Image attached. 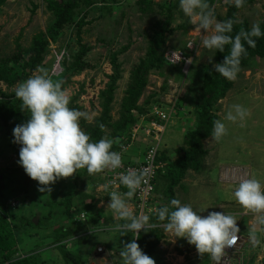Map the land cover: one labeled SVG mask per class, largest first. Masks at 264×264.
I'll return each mask as SVG.
<instances>
[{"label": "rangeland", "instance_id": "1", "mask_svg": "<svg viewBox=\"0 0 264 264\" xmlns=\"http://www.w3.org/2000/svg\"><path fill=\"white\" fill-rule=\"evenodd\" d=\"M93 1L95 2L93 6L77 16L79 20L86 12L84 20L86 25L83 26L80 37L81 43L89 48L84 60L90 67L73 76L59 94L60 99L65 101L76 94L79 95L76 101V104L82 107L78 112L79 118L86 117L87 123H91L100 114L99 93L109 83V76L112 74L110 65L112 56L117 58L120 66V79L116 83L111 111L113 119H117L120 102L131 73L134 67L145 59L148 37L158 30L159 24L166 22L168 10L171 11L168 29L173 31L167 38L168 48L184 49L187 37L193 35L197 37L199 47L192 57L189 73L184 76L178 70H174L175 68L165 65L161 69H151L147 73V85L139 100V103H143L151 98L150 107L172 110L170 123L162 136L160 151L174 158V149L182 145L185 133L194 127L195 101L201 86L202 66L211 61L217 42L216 33L220 23L216 16L225 14L226 2L239 3L247 0H214L210 8V12L213 9L214 15L211 17L209 13L204 21L198 15L196 18L194 14L200 12V8L206 5V0H195L193 6L191 3L182 5L181 9L184 12L182 15L174 7L169 6L166 11L160 9V6L174 5L175 0H150L151 10L146 13L140 10L141 0H107L104 3L102 0ZM263 4L264 0H253L237 12V21H247L249 27L255 30L264 20ZM194 8L196 13L193 12ZM188 15H194L190 21L197 29H192L183 35L179 25L185 23V17ZM51 23L52 18L43 0H5L0 7V57L10 56L15 52L17 39L21 47L28 48L32 37L40 31L44 32ZM74 38L75 28L65 26L55 42L49 41V51L43 65L17 87L20 93L25 94L24 91H27L26 95L31 99L33 97L32 103L35 107L40 104L36 100L39 99L43 104L41 107L43 111H46L47 106L50 105L46 92L59 91L58 76L61 73L48 77V71H51L56 60L61 59L62 54L64 63L71 62L72 56L78 51ZM230 79L233 81V88L217 105L219 120L213 134L203 141L207 154L202 160L201 168L199 171H187L182 185L188 189L184 190L182 187L176 189L175 194L182 204V211L191 218L186 226L181 225L171 230L163 229L162 241L169 248L173 247V250L170 251L171 255L165 252L161 258L169 264L200 263L199 254L217 245L233 227L238 228L239 232L242 228L255 230L246 226V217H240L242 212L253 215L262 210L263 228L261 232L253 234L254 246L251 245L253 240L250 238L252 236L249 230L242 231L241 233L248 238L246 246L244 245L242 252L236 257L240 261L239 264H257V256H264V59L256 58L249 68L230 75ZM44 89H46L45 93ZM54 137L56 144L52 148H59L61 155L75 157L76 152L81 148V145L71 139L62 143L64 136L61 132H56ZM146 144L141 139H135L126 153L125 160L135 161L133 157L142 153ZM134 145H138L139 149ZM26 159L19 154L0 122V172L1 169L6 170L3 177L0 176V181H3V187L7 188L5 195L11 197L10 200L17 199L18 195L24 192L20 190L19 193V189H24L29 195L25 203L30 202L35 206L33 200L35 197L47 201L56 196L54 192L56 189L65 192L74 184V179L70 178L71 167L60 170L58 167L46 166L42 173L52 174H42L41 178L36 179L28 174V170L33 167L31 163H26ZM55 164V166L61 165L57 161ZM80 171L81 177L76 181L79 193L72 201V205L77 206V211L82 209L86 211L81 202L89 200L87 194L93 193L90 182L98 179L91 178L87 171ZM94 174L97 176L96 173ZM260 174H263V178ZM79 181H85L84 190L79 187ZM18 186L23 188L17 190ZM100 193L102 195L96 199L95 206H99L98 209L102 212L109 208L114 210L112 200ZM157 199L159 200V197L155 191L154 200ZM114 200L118 198L114 197ZM160 200L163 202V197ZM244 200H247V204L242 203ZM122 201V206L125 207H120L116 218H112L115 213H108L106 217L110 216V218L107 220L106 217L100 218L96 214V219L104 223L105 227L102 231L106 232L94 234L91 239L86 237L78 242H68L69 248L73 247L74 250L76 246L78 247L83 264H126V257L130 259L134 245L128 229L133 224V219L124 221L123 215L128 214V217L132 218L134 210L130 207L132 201L128 197L123 196ZM20 204V201H17L13 206L17 207ZM21 209L22 205L17 211ZM58 218L57 224L65 220L63 216ZM90 218L91 214H88V220ZM69 222L71 221H67ZM70 224L73 226V223ZM46 233H51L49 228ZM38 238L40 240V237ZM110 240L119 244V249L109 246ZM27 241L31 244L28 245L29 248L38 243L36 238ZM99 247L102 251L97 250ZM24 248L27 247L24 245ZM52 248L48 242H45L42 247L35 249L32 247L29 251L25 249L26 253L24 252L22 256L34 254L38 259H44L49 264H64ZM243 253L247 256L244 257ZM252 253L255 256L252 257ZM179 255L184 258L182 263L179 262L181 259L177 258ZM152 263L156 264L155 261Z\"/></svg>", "mask_w": 264, "mask_h": 264}, {"label": "trees", "instance_id": "2", "mask_svg": "<svg viewBox=\"0 0 264 264\" xmlns=\"http://www.w3.org/2000/svg\"><path fill=\"white\" fill-rule=\"evenodd\" d=\"M4 1L0 0V7ZM43 1L50 13L52 23L44 32L40 31L32 37L28 48L21 47L17 39L15 52L10 56L0 57V122L19 154L27 158L26 163L32 164L33 169L28 170L30 176L37 179L41 178L42 174L51 173H42V171H45L46 166H55L57 161L65 169L71 166L70 178L74 179V184L65 192L56 189L54 191L56 196L47 201L38 200L35 197L33 199L35 206L30 202L25 203V199L29 198L28 191L19 189L23 186H18L19 193L24 191L22 195H18L22 205L21 211L18 212L20 205L10 207L11 197L5 195L7 188L3 187V181H0V264H49L44 259H38L34 254L22 256L24 252L26 253L25 249L29 248L28 245H31L27 243V240L38 239L47 231V228L51 231L48 240L50 239L49 242L56 245L55 249L61 262L83 264L79 256L73 255L66 249V245L62 244L73 233L84 227V224L78 222L67 223L70 221L68 218L72 200L79 193L76 181L81 176L80 170L87 171L92 177L93 173L98 171L107 158L119 148L124 139L130 136L139 115L146 114L151 108V98H149L150 103L149 99L141 104L139 100L147 85V73L151 69L167 66L164 63L163 53L168 48L166 46L168 35L173 32L168 29L171 17V11L168 10L166 22L159 24L158 30L148 37L145 59L140 61L131 73L116 120L113 119L111 111L116 83L120 79V66L117 58L112 56L110 59L112 74L109 76V83L99 93L100 114L91 123H87L86 117L79 118L78 112L82 110V107L76 104L79 95L76 94L65 101L60 99L59 94L73 76L79 75L90 67L84 60L89 48L81 43L80 37L81 30L86 25L84 21L86 12L79 20L77 16L93 6L95 2L93 0ZM104 1L107 0H102V3ZM194 2L195 0H175L174 5L160 6V9L166 11L174 7L182 15L184 12L181 6L186 3H191L193 6ZM213 2L214 0H206V5L194 15H198L203 21L206 20ZM252 2L253 0L239 3L226 2L225 14L216 16L220 23L216 33L217 42L211 61L202 66L201 86L195 101L194 127L185 133L182 145L174 149V158L171 155L166 156L163 151L159 152L157 160L164 163V169L157 172L155 179V191L159 200L152 202V205L157 207L158 213L147 218L148 224H172L184 221L185 214L181 212L182 205L176 197L175 189L177 187L185 189L182 183L187 171H199L201 168L202 160L207 154L203 141L213 134L219 120L217 105L233 88L230 75L249 68L256 58L264 59V20L255 30H252L247 21L238 22L236 17L237 12ZM140 4L142 13L151 10L150 0H141ZM262 8L264 12V4ZM193 12L196 13L195 8ZM194 15L183 16L186 18L185 23L179 25L183 35L196 27L190 21ZM65 26L75 28L74 41L78 45V51L72 56L70 63L62 62V73L58 76L59 91L46 92L50 105L47 106L46 111H43L41 108L43 104L39 99H36L40 103L36 105L39 107L37 109L32 103L33 97L31 99L27 96V91H24L25 94L20 93L17 87L43 65L49 51V41L55 42ZM13 88L16 89L13 90ZM45 91L46 89L43 92ZM56 132L63 134L62 143L71 139L81 145L75 157L61 155L59 148H51L56 144L54 137ZM5 171L1 169L0 176L3 177ZM79 184V187L84 190V182L79 181ZM159 195L163 197V202ZM84 203L85 208L92 207L91 204ZM63 208L65 212H60ZM75 211L77 212V209ZM59 216H63L65 220L57 224ZM135 221L136 214L132 222ZM70 223H73V226ZM162 238L163 231L159 228L139 232L131 264H154L152 263L154 261L156 264H166L156 256L158 255L157 245ZM24 245L27 248H24ZM32 247L35 249L36 246ZM198 257L200 262L198 264H208L210 258L205 251Z\"/></svg>", "mask_w": 264, "mask_h": 264}, {"label": "built area", "instance_id": "3", "mask_svg": "<svg viewBox=\"0 0 264 264\" xmlns=\"http://www.w3.org/2000/svg\"><path fill=\"white\" fill-rule=\"evenodd\" d=\"M212 14L213 12L210 13V15ZM198 47L197 37L189 36L184 42V49L167 48L164 51V63L168 67L178 69L180 74L185 76L189 73L192 57ZM63 59L64 55L62 54L61 59L56 60L51 71H48V77L62 73ZM171 115L172 110L158 109V107H151L146 114L140 115L130 137L124 139V143L109 156L100 169L103 190L107 191L110 196H121L124 189L133 199L137 211L135 231L142 227L141 222L158 212L157 207L152 205V202L157 172L164 169V163L158 161L157 158L161 150L162 136L170 123ZM139 136L142 137V141L147 143L142 158L135 161L125 160L126 153ZM243 214L248 215L247 212ZM259 221L260 217H257L253 221V225H257ZM247 238L234 231L230 232L222 242L213 247L211 264H234V260L236 264H239L240 261L236 256L246 246ZM250 238L253 240L251 243L253 247L254 239L253 237ZM256 262L257 264H264V256H259Z\"/></svg>", "mask_w": 264, "mask_h": 264}, {"label": "clouds", "instance_id": "4", "mask_svg": "<svg viewBox=\"0 0 264 264\" xmlns=\"http://www.w3.org/2000/svg\"><path fill=\"white\" fill-rule=\"evenodd\" d=\"M211 12H213V9H212V11ZM210 12V13H211ZM214 13V12H213ZM213 15V14H212ZM212 15H210L211 17H212ZM195 28H197V27H195ZM194 28V29H195ZM141 104V103H140ZM142 115V114H141ZM139 117H140V115H139ZM142 138V137H141ZM141 138H138V139H141ZM52 148V147H51ZM119 149V148H118ZM117 149V150H118ZM113 154V153H112ZM111 154V155H112ZM108 159V158H107ZM71 165V164H70ZM52 167H58V168H60V170L61 169H64V166L63 165H57V166H52ZM69 167H71V166H69ZM102 167V166H101ZM101 167L98 169V171H96L95 173L97 174V176L93 173V175H92V177L91 178H96V179H98L97 181H91L90 182V185L92 186V185H94V189H93V191L95 190V188L98 186L99 188H101V190H100V192H102L103 194H105L107 197H108V199L109 200H112V202H113V200H114V197H115V199L116 198H118V197H120L119 195L118 196H110L108 193H107V191H105V190H103L102 189V184H103V181H102V179H101V177H100V169H101ZM50 174H52V173H50ZM81 177V176H80ZM79 180V179H78ZM86 181V180H85ZM85 181H84V186H85ZM98 184V185H97ZM100 184V185H99ZM155 187V186H154ZM84 188H86V187H84ZM177 188H179V187H177ZM176 188V189H177ZM176 189H175V193H176ZM124 194H127L126 196L124 195ZM121 196H122V199H123V196H125V197H128L131 201H132V203H131V206H135L134 205V201H133V199L132 198H130L131 196H130V194L126 191V190H124L123 189V194H121ZM154 197H155V190H154ZM76 198V197H75ZM74 198V199H75ZM90 197L88 196V199H89ZM74 199L72 200V201H74ZM14 200H17V201H19V199L17 198V199H13V200H11L12 202H11V208H14V206H13V203L14 202H17V201H14ZM88 201H92L91 199H89ZM81 203H84V201H82ZM86 203H88L87 201H86ZM88 204H91L92 205V207L90 208V210L89 209H87V208H85V206L86 205H84L83 206V208L86 210V211H84L83 209L82 210H80V211H75V209H77V206L75 205V206H71V211H70V214H69V220L70 221H73V222H78V223H82V224H84V227L82 228V229H79L78 231H76L75 233H73L69 238H67L62 244H65L66 245V249L68 250V251H70L73 255H76V256H81V252H79V249H78V247L76 246H74L75 247V249L73 250V247H68V242H78L79 240H81V239H84V238H89V239H91L92 237V235H94V234H97V233H99V232H106V231H102L103 230V228L105 227L104 226V223H101L100 222V220H97L96 218V214H98L97 213V209H94V206H95V204L94 203H88ZM182 205V204H181ZM78 210V209H77ZM134 215L136 214V221L135 222H133V225H131V227H130V229H128V228H122L123 230H125V229H128V230H130V233H129V235L131 234V240H132V243H133V245H134V249H133V251L131 252V256H130V259H128V258H126V264H131V259H132V257H133V255H134V252L136 251V242H137V236H138V234H139V232H141V231H145V230H148V229H151V228H159V229H161L162 231H163V229H169V230H171V229H174V228H176V227H180L181 225H184V226H186L187 224H188V220L191 218V217H187V213L186 212H184V211H182V208H181V212H184V214H185V218H184V221L183 222H179V223H172V224H169V223H161V224H148L147 223V220L148 219H145L144 220V222H141V225H142V227H140V228H138L136 231H135V229L134 228H136V224H137V211H136V209H135V207H134ZM263 211V210H262ZM262 211H257L256 213H254L253 215H247V214H243V213H245V212H242V214H240V215H242V216H240V217H251V216H253V218H251V220H250V226H251V228L252 229H254V228H256L255 230H252V234H251V236L253 237V234H254V232L257 230V232L259 233V232H261V230H262V228H263V222H262V217H263V213H262ZM60 212H65V208H63V209H61L60 210ZM158 213V212H157ZM248 213V212H247ZM88 214H91V218H90V220H88ZM124 215H128V214H124ZM134 215L132 216V219H133V217H134ZM154 215H156V214H154ZM54 216H56V215H54ZM87 216V217H86ZM99 216V215H98ZM100 217V216H99ZM186 217H187V220H186ZM257 217H260V221H259V223L257 224V225H253V221L254 220H256L257 219ZM101 218V217H100ZM73 219V220H72ZM248 219V218H247ZM188 221V222H187ZM187 222V223H186ZM249 222V221H248ZM108 228V227H107ZM258 229H260V231H258ZM107 230V229H106ZM179 230V229H178ZM232 231H234V232H236L237 234H239V235H242V236H244L243 234H241V233H238L234 228L233 229H231L223 238H222V240H224L228 235H229V233L230 232H232ZM181 233V232H180ZM104 235H106V234H104ZM248 235V234H247ZM49 236H51L49 233H44V234H42V236H40V240H39V238H38V243H36V244H34L36 247H42L43 245H45V242H48V245L49 246H51V247H53L52 249L54 250V251H56V249H55V247H56V245H53V244H51L49 241H50V239L48 240V237ZM163 236H164V231H163ZM37 239V238H36ZM164 238H162L160 241H159V243H158V245H157V253H158V255H156L157 257H160V260L162 261V262H164V263H166V264H169L168 263V261H163V258H161L162 256V254H164L165 252L167 253V254H170L171 255V250H173V247H171L170 246V248L166 245V244H164L163 243V240ZM253 239H254V237H253ZM222 240H220V242H222ZM220 242H218V243H220ZM33 245V246H34ZM110 246V245H109ZM45 249H47V247L45 248ZM44 249V250H45ZM212 249H213V247H211V248H209V249H207V250H205V252L208 254V256H209V260H208V264H211V260H212V254H211V251H212ZM97 250L98 251H102V249L99 247V248H97ZM56 253H57V251H56ZM58 254V253H57ZM59 255V254H58ZM175 255V254H174ZM81 258V257H80ZM178 259H181V261H179V262H183L184 261V258L183 257H181L180 255L177 257ZM82 260V259H81ZM175 264V263H174ZM234 264H236V261L234 260Z\"/></svg>", "mask_w": 264, "mask_h": 264}, {"label": "crops", "instance_id": "5", "mask_svg": "<svg viewBox=\"0 0 264 264\" xmlns=\"http://www.w3.org/2000/svg\"><path fill=\"white\" fill-rule=\"evenodd\" d=\"M196 18H198V16L196 15L195 16ZM170 68H172V67H170ZM174 70H177L176 68L174 69ZM134 146H136V145H134ZM137 147V149H139V146L137 145L136 146ZM138 152V151H137ZM142 155H143V152L142 153H138L137 155H136V157H133V159L135 158V160H140L141 158H142ZM258 176V175H257ZM260 177L261 178H263V174H260ZM257 179V178H256ZM255 180V179H254ZM253 180V181H254ZM98 185V184H97ZM100 185V184H99ZM249 186V185H248ZM254 186V185H253ZM94 187V185H92V186H90V189H91V191L93 192V193H91V194H87L90 198L89 199H91L92 201H87L88 203H94V204H96L97 203V198H99V196L100 195H102L101 193H100V190H101V188H99L98 186L96 187V189L93 191V188ZM256 187V186H255ZM250 188H253V187H250ZM186 189H188L186 186H185V189L184 190H186ZM252 196V195H251ZM123 199H122V196H120V197H118V200H113V203H112V206L114 207V210H112L111 208H109L108 210H104L103 212H102V210H100V209H98L99 208V206H94V209H97V213H98V215L101 217V218H103V217H106L107 215H108V213L109 214H112V213H115L114 215H113V217L112 218H116V216H118L117 214L119 213V211H120V207L122 206V204H123V201H122ZM247 202V200H244L242 203H246ZM105 203V202H104ZM251 203V202H250ZM249 203V204H250ZM102 204H103V202H102ZM247 204V203H246ZM81 205L82 206H84L85 205V203H81ZM124 205H126L125 203H124ZM241 205H244V204H241ZM111 206V207H112ZM122 207H125V206H122ZM130 207L132 208V209H134V207L133 206H131V204H130ZM182 208V207H181ZM259 208V207H258ZM90 210V209H89ZM182 210H183V208H182ZM108 211V212H107ZM129 216V215H128ZM128 216H126V215H123V217H124V221H127V220H131L132 218H130V217H128ZM245 217V216H244ZM109 218H110V216H109ZM108 217H106V220L107 219H109ZM130 218V219H129ZM248 218V219H247ZM246 219H247V227H249V228H251V226H250V220H251V217H246ZM249 221V222H248ZM129 222H131V221H129ZM133 225V224H132ZM236 231L238 230V228H235V227H233ZM254 229H256V228H254ZM246 230L248 231L249 230V232L252 234V231L250 230V229H245V228H242L240 231L242 232H246ZM238 233H241V232H239V231H237ZM257 232V230L254 232V233H256ZM258 233V232H257ZM241 234H243V233H241ZM108 245H110L112 248H114V249H119V244H115L114 243V241H112V240H110L109 241V243H108ZM243 255H244V257H246L245 256V253H243ZM251 256L253 257V256H255L254 255V253H252L251 254ZM260 255H258L257 256V258L259 257ZM246 258H244V260H245ZM246 262H248V260L246 261Z\"/></svg>", "mask_w": 264, "mask_h": 264}]
</instances>
